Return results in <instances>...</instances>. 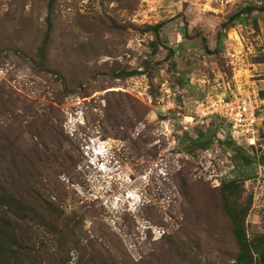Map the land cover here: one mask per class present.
Wrapping results in <instances>:
<instances>
[{
	"label": "rangeland",
	"instance_id": "374dc122",
	"mask_svg": "<svg viewBox=\"0 0 264 264\" xmlns=\"http://www.w3.org/2000/svg\"><path fill=\"white\" fill-rule=\"evenodd\" d=\"M263 3L56 0L41 56L48 0H0V183L47 205L54 230L69 221L83 245L80 253L68 233L34 227L46 249L41 263L234 259L220 187L193 175L198 151L186 150L198 131L225 135L229 126L207 119L186 132L180 121L204 100L264 93V13L220 29L237 8ZM160 21L170 59L164 47L149 56L144 29ZM222 144L235 165L224 181L244 179L240 200L251 196L246 232L264 235V148Z\"/></svg>",
	"mask_w": 264,
	"mask_h": 264
},
{
	"label": "trees",
	"instance_id": "16d2710c",
	"mask_svg": "<svg viewBox=\"0 0 264 264\" xmlns=\"http://www.w3.org/2000/svg\"><path fill=\"white\" fill-rule=\"evenodd\" d=\"M56 0H48L49 13L46 16V31L43 37L42 44L39 48L41 56L45 54L48 37L52 28V21L50 12ZM253 11L264 13L263 4H248L237 8L234 14L230 15L225 21L220 23L221 31L229 29L236 24V21L243 19L244 14H250ZM243 21V20H242ZM165 23L160 21L154 25H146L145 32L151 34L147 45L150 50L149 56L156 55L160 47H164L168 54L165 59H170L172 49L166 46L161 36V31ZM198 36L200 34H197ZM185 36L187 32H185ZM220 33H218L219 39ZM204 42V49L209 51L206 46L205 37H201ZM148 66V65H147ZM138 71L122 72L124 76H131L137 74ZM264 98V93H261ZM208 119L212 122L220 121L212 116ZM214 120V121H213ZM212 128L206 132L198 131L194 138H189L190 148L187 152L194 154L199 150L206 149L213 142L216 132ZM225 142V141H224ZM227 144H233L231 140H226ZM264 143V135L259 137V144ZM254 148H246L236 146V152L245 153L247 150ZM245 150V151H244ZM262 153L263 149H257ZM244 155V154H243ZM246 156V155H245ZM247 158H251L247 156ZM261 162L264 163V154L261 156ZM244 179H235L222 182L219 190L221 193L222 206L225 214L230 220L232 232L239 251L234 259L229 264H264V235H257L250 238L245 228V218L251 203V196L249 195L245 201H241L239 187L242 186ZM45 214L51 215V209L47 205H42L39 199L35 201L26 194H23L17 187L10 188L0 183V264H43L39 259L46 254L45 244L42 239L35 235L34 227H43L55 233L59 238L63 234L70 235V245L77 249L80 253L83 247L80 243L75 227L69 221H65L62 230H54V220L46 221ZM81 258V257H80ZM86 262L78 261L77 264H84ZM95 264V263H94ZM100 264H108L107 262Z\"/></svg>",
	"mask_w": 264,
	"mask_h": 264
},
{
	"label": "built area",
	"instance_id": "2783aa9c",
	"mask_svg": "<svg viewBox=\"0 0 264 264\" xmlns=\"http://www.w3.org/2000/svg\"><path fill=\"white\" fill-rule=\"evenodd\" d=\"M212 116L225 122L229 128L225 135L216 132L214 148L200 150L193 156V175L218 188L235 168L231 155L221 151L224 141L228 139L237 146L256 150L264 148L263 144H259L260 129L264 122V98L255 90H251L245 94H231L227 98L207 99L197 103L191 115L183 116L180 125L189 132L194 126L202 125ZM164 126L174 131V123L170 119L164 122Z\"/></svg>",
	"mask_w": 264,
	"mask_h": 264
}]
</instances>
